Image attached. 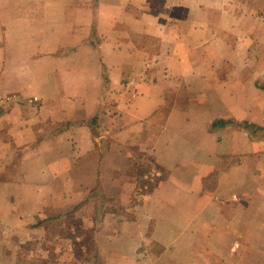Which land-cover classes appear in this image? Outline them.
Wrapping results in <instances>:
<instances>
[{"label":"crops","instance_id":"1","mask_svg":"<svg viewBox=\"0 0 264 264\" xmlns=\"http://www.w3.org/2000/svg\"><path fill=\"white\" fill-rule=\"evenodd\" d=\"M83 205L99 259L264 264V0H0V228Z\"/></svg>","mask_w":264,"mask_h":264},{"label":"rangeland","instance_id":"2","mask_svg":"<svg viewBox=\"0 0 264 264\" xmlns=\"http://www.w3.org/2000/svg\"><path fill=\"white\" fill-rule=\"evenodd\" d=\"M137 184L144 189L151 188V181L138 180ZM88 210L93 212L92 206L83 205L73 218L69 215L58 226L49 224L46 232L0 228V264H119L118 260L99 259L104 255L107 239L105 223L97 229L101 236L96 242L92 229L87 227V224H93L92 213ZM110 215H106V222L110 221Z\"/></svg>","mask_w":264,"mask_h":264},{"label":"trees","instance_id":"3","mask_svg":"<svg viewBox=\"0 0 264 264\" xmlns=\"http://www.w3.org/2000/svg\"><path fill=\"white\" fill-rule=\"evenodd\" d=\"M221 123V125H223V124H226V121H220V122H217V125H219Z\"/></svg>","mask_w":264,"mask_h":264}]
</instances>
